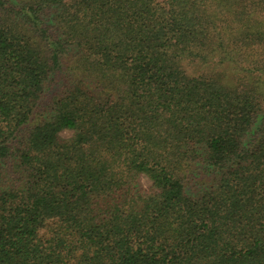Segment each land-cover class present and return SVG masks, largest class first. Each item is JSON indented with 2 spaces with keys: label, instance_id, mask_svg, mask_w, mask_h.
<instances>
[{
  "label": "trees",
  "instance_id": "16d2710c",
  "mask_svg": "<svg viewBox=\"0 0 264 264\" xmlns=\"http://www.w3.org/2000/svg\"><path fill=\"white\" fill-rule=\"evenodd\" d=\"M0 264H264V0H0Z\"/></svg>",
  "mask_w": 264,
  "mask_h": 264
},
{
  "label": "rangeland",
  "instance_id": "374dc122",
  "mask_svg": "<svg viewBox=\"0 0 264 264\" xmlns=\"http://www.w3.org/2000/svg\"><path fill=\"white\" fill-rule=\"evenodd\" d=\"M61 134H62L64 137H68V136H70L71 131H70V130H66V131H63ZM139 179H140V180H139L140 183H141L142 186H144V187L148 186L149 183H150V181L148 180V178H147L146 176H144V175H141Z\"/></svg>",
  "mask_w": 264,
  "mask_h": 264
}]
</instances>
